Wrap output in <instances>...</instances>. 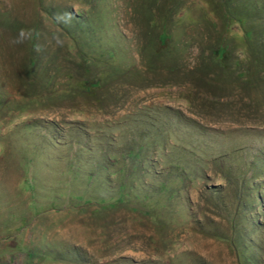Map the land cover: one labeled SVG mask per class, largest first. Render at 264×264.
Instances as JSON below:
<instances>
[{
    "label": "rangeland",
    "instance_id": "1",
    "mask_svg": "<svg viewBox=\"0 0 264 264\" xmlns=\"http://www.w3.org/2000/svg\"><path fill=\"white\" fill-rule=\"evenodd\" d=\"M0 264H264V0H0Z\"/></svg>",
    "mask_w": 264,
    "mask_h": 264
},
{
    "label": "trees",
    "instance_id": "2",
    "mask_svg": "<svg viewBox=\"0 0 264 264\" xmlns=\"http://www.w3.org/2000/svg\"><path fill=\"white\" fill-rule=\"evenodd\" d=\"M225 51L226 49L224 48H220L218 51H215L216 53L215 55H213L214 58L211 59L213 64L220 66L224 62L223 56H224Z\"/></svg>",
    "mask_w": 264,
    "mask_h": 264
}]
</instances>
